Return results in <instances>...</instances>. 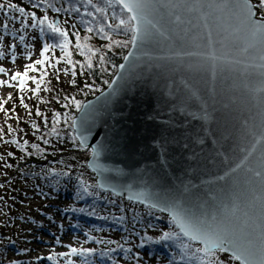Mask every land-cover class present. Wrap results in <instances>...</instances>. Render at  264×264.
Masks as SVG:
<instances>
[{"label":"water","instance_id":"95a60500","mask_svg":"<svg viewBox=\"0 0 264 264\" xmlns=\"http://www.w3.org/2000/svg\"><path fill=\"white\" fill-rule=\"evenodd\" d=\"M218 3L147 0L143 16L150 23L141 26L148 36L131 42L110 84L82 104L72 126L90 151L87 167L101 190L172 220L162 208L184 221L258 237L264 41L231 4Z\"/></svg>","mask_w":264,"mask_h":264},{"label":"trees","instance_id":"16d2710c","mask_svg":"<svg viewBox=\"0 0 264 264\" xmlns=\"http://www.w3.org/2000/svg\"><path fill=\"white\" fill-rule=\"evenodd\" d=\"M0 2H15L18 7L25 9L24 13L10 9V14L4 13L7 9L0 10V19L9 18L10 21L4 23L7 25L4 27L5 31L10 33L13 30V22L22 23L27 20L29 28L36 25L33 28L40 34L42 48L45 42L57 44L64 38L49 29L48 20L42 25L38 21L44 16L48 19L54 17L55 24L59 17L58 22L66 26L69 41L67 51L71 53L70 59L73 62L69 64V58L60 59L64 55V50L60 47L49 50L46 55L52 58L54 68L62 66L67 69L70 82L56 96L54 104L47 103L45 108L41 107L44 111V125L34 128L38 135L36 139H13L18 143H12L8 148L4 146L5 140H0V188L8 185V192L0 190L1 262L7 258L10 247L18 248L26 239L25 232L28 230L25 227L31 223V212L27 208L29 199L34 194L52 198L55 193L61 197L60 200L67 201L69 208L78 213V219L87 222L95 233L92 240L97 251L93 254L99 261L114 264L124 260L128 264H149L158 257L168 264H201L194 258L189 261V247L181 245L190 246L193 241L181 234L169 216L103 191L97 186L94 173L87 167L90 151L83 148L74 135L72 124L80 108L75 106L73 98L82 105L110 84L132 42V33L115 25L120 18L126 19L129 14L121 11L116 0H111V3L109 0H92L91 4L88 0ZM58 8L61 11L57 12ZM98 8L105 11L99 12ZM30 12L36 13L35 19L27 15ZM13 17L16 19H11ZM101 27L106 36L100 32ZM89 28L92 29L91 32L88 31ZM41 58L43 59L42 55ZM46 68L45 63L39 65L35 74L42 75ZM29 71L31 74V70ZM18 92L21 93L20 88ZM36 110L38 114L39 108ZM25 141V146H19L24 145ZM160 215L167 222L162 220V216L159 219ZM166 226H170V232L179 233V236L160 240L163 234L160 230L164 227L167 229ZM150 233H158L159 239L152 238ZM134 250L138 251L139 257L147 255L148 260H137L135 263L131 255L135 253ZM182 255L186 257L183 260L180 259Z\"/></svg>","mask_w":264,"mask_h":264},{"label":"rangeland","instance_id":"374dc122","mask_svg":"<svg viewBox=\"0 0 264 264\" xmlns=\"http://www.w3.org/2000/svg\"><path fill=\"white\" fill-rule=\"evenodd\" d=\"M5 9L7 10L4 13L10 14L11 10L7 7ZM54 20V17H49L48 23H53ZM6 22H10L9 18L6 20L0 19V54H2L0 55V67L7 70L5 73H0V80L10 83L0 85V140L4 139L6 142L4 146L8 148L12 144L11 141L13 139L28 138L34 140L38 137L36 131H34L33 124L36 127H40L43 124L44 111L41 107L45 108L47 103H55L56 96L70 82V76L64 67L54 68L53 60L49 58L45 61L47 67L45 72L47 74L40 83V91L34 94L31 89L36 87V81L25 78V88L19 93V79L12 81L11 76L16 72L23 73L26 65L42 59V44L40 42V34L33 27L29 28L27 26V20L22 23L19 21L13 22V30L10 33H7L4 29L3 25ZM56 26L64 31L66 30L64 23L58 22ZM18 35H23L26 40L21 41L20 37L17 38ZM13 45L15 47H12ZM13 55L15 56V61L12 59ZM37 68H39V65H36ZM29 72V77H36L37 80H40L42 75L35 74V70H31V74ZM9 96L11 97L10 99ZM21 96H23V103H21ZM24 105L28 107L25 108ZM36 108H39V114H37ZM7 188L8 185H5L0 190L5 193L8 192ZM60 199L61 197L55 193L52 198L34 194L29 199L27 208L31 212L29 213L31 223L25 227L28 230V232H25L26 239L18 248L10 247L7 251V258L4 259V262L0 260V264H13V262H19V264H109L99 261L93 252L92 255L90 253L81 254L80 252L70 253L69 245L77 249H94L93 238H95V233H93L87 222L78 219V213L69 208L67 201ZM127 207L129 206L127 205ZM86 216L89 215L86 214ZM162 217L159 219L167 222V219L164 216ZM166 227L167 229L165 227L161 228L160 233L172 230L170 226ZM150 234L154 239H159L160 237L158 233ZM198 247L203 246L195 242L191 243L189 246L190 255ZM134 251L135 253L131 255L135 263H137V260H148L147 255L139 257L138 251ZM60 253L70 254L61 256L59 255ZM202 253L197 255L202 256ZM48 257L52 258L49 259ZM217 258L221 261V264H241L239 261L232 260L231 255L225 252H218ZM114 264L128 263L124 260H119ZM145 264H148V262H145ZM149 264L168 263L157 257Z\"/></svg>","mask_w":264,"mask_h":264},{"label":"snow or ice","instance_id":"6c2138e0","mask_svg":"<svg viewBox=\"0 0 264 264\" xmlns=\"http://www.w3.org/2000/svg\"><path fill=\"white\" fill-rule=\"evenodd\" d=\"M88 3H92V0H88ZM111 3V0H109ZM116 3L121 5V11L126 12L127 18H120L119 23L115 25L117 28H123L126 31H130L132 33V42H135L138 38L144 39L148 36V31L145 28H142L141 23L142 21L145 23H150L146 20L143 16V9L147 6V0H116ZM229 4L235 9L236 14L238 15L240 22L244 25L251 33L254 38H259L264 41V0H257L255 4L252 3V0H219V3L216 5L217 8H224L228 7ZM5 7L9 9H16L20 13H24L25 9L18 7L16 4H7L0 3V10L5 9ZM57 12L61 11V9H56ZM97 11L104 12L103 8H98ZM27 15L32 16L34 19L36 17L35 12L27 13ZM16 19V17H13ZM179 17H177V20ZM48 20L47 16H44L42 19L38 21L39 24H44ZM4 27H7L5 24ZM32 27H36L35 24ZM49 29L59 36L63 37V41L57 44H49L45 42L43 44V48L41 51V55L43 59H38L32 64H28L25 66V70L23 73L16 72L11 76L12 81H16L19 79L18 87L21 91L25 88V78L35 80L36 87L31 89L33 93H38L40 91V83L43 80L44 76L47 74L46 72L42 74L40 80H37L36 77H29L28 72L29 70H35L36 65H43L45 61L49 59L46 55L51 48L60 47L64 50V55L60 59H68L69 64H73L72 60L70 59L71 53L67 51L69 41L67 39V32L64 31L62 28L56 26L54 23L48 24ZM43 31V29H42ZM89 32L92 31L91 28L88 29ZM100 32L104 33V28H100ZM105 36L107 35L104 33ZM54 39V37H53ZM20 40H24V36H20ZM12 47H15L13 45ZM79 47V45H78ZM111 47V45H109ZM2 55V54H0ZM30 55V54H29ZM13 61H15V56L12 57ZM74 66V65H73ZM54 67V65H53ZM7 70L3 67H0V73H5ZM67 71V69L65 70ZM75 81H73L74 83ZM6 83H10L5 80H0V85H4ZM11 86V85H10ZM91 87V86H86ZM11 97L9 96V99ZM21 103H23V96H21ZM73 103L77 108H81L82 105L75 101L73 98ZM27 108V105H24ZM39 114V112H38ZM59 115V114H57ZM35 128L36 125L33 124ZM54 131V129H53ZM43 139V137H41ZM12 143H18L17 141H12ZM47 143V141H45ZM27 141L24 142V145H19L21 147L25 146ZM33 147H37V145H33ZM251 154V153H249ZM247 159V157H245ZM261 170L255 171V175L258 177H262L264 180V160L260 162ZM239 167V165H238ZM67 175V173H65ZM155 207L156 205H152ZM83 211V209H81ZM161 211H172L173 212V223H179L181 231L184 235L190 236L192 240L201 241L203 247H198L193 251L191 257H188L189 261L193 258L200 261L201 264H221V261L217 258V252H228L231 254V259L240 261L241 264H264V229H262L261 234L257 237L251 232H245L241 229H236L235 231H229L227 228H222L220 226H207L206 221L198 220L196 222L191 221H184L179 213L175 211V209L170 208H162ZM238 233V234H237ZM173 236H179V233H172V232H164L160 237V240H168L172 239ZM59 243V241H57ZM184 248L189 247L188 245H181ZM70 253L75 254L80 252L81 254H87L96 252V249H85L80 248L77 249L69 245ZM203 252L204 256L197 255L198 253ZM70 253H60L61 256H68ZM104 255V253H101ZM205 257H211V259H206ZM51 259L52 257H48ZM185 256H181L180 259H185ZM13 264H19V262H13Z\"/></svg>","mask_w":264,"mask_h":264}]
</instances>
